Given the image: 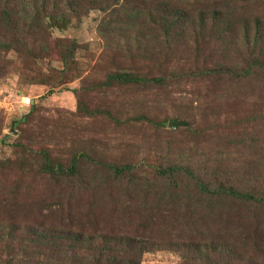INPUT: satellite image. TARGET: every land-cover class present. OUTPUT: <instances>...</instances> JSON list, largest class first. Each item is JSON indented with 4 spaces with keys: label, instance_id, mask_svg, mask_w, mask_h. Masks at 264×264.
<instances>
[{
    "label": "trees",
    "instance_id": "trees-1",
    "mask_svg": "<svg viewBox=\"0 0 264 264\" xmlns=\"http://www.w3.org/2000/svg\"><path fill=\"white\" fill-rule=\"evenodd\" d=\"M91 10L103 12L109 18L101 23L107 51L118 49L126 60L135 47L138 55L127 66L124 65L126 62L113 56L107 64L100 60L88 76L82 78L75 60L79 44L70 38H54L53 43L50 40L53 29L61 30L71 20H80ZM10 52L30 73L32 67L38 68L41 61L56 55L60 67L50 66V74L45 78L42 76L40 79L44 78V81L39 85L49 83L48 86L54 88L80 79L78 88L72 89V93L78 102L77 113L82 117L110 116V113L86 104L84 96L96 90L159 89L180 81H205L232 90L246 86L255 88L257 99L263 101L255 103L259 109L263 107L260 110L262 116L257 120H264V0H0V63H3V70L12 62L7 58ZM189 61H192V67L186 70ZM180 65L181 69L178 68ZM103 67H106L104 73L95 78L96 72ZM36 79L27 78L30 81ZM138 119L155 124L145 115ZM246 121L254 127L256 118L249 116ZM166 123L164 120L157 125L165 126ZM258 127L257 130L264 131V124H258ZM178 129L170 131L175 133ZM194 132L198 134L193 129L189 131ZM245 133L242 132L241 137L249 135ZM213 134L222 139L214 131ZM252 135L251 132L249 139ZM18 146L31 158L29 168L25 170H21L22 160L16 162V176L23 178L29 173L55 180L58 193L63 189L82 191L87 188L88 183L78 176L83 163L104 173L106 180L92 181V188L105 193V199L113 193L119 197H125L129 192L138 193L135 188L139 186L138 179L144 178L139 177L141 169L130 163L113 165L96 161L84 150L55 159L45 150L31 151L21 144ZM261 148L264 154V145L261 144L259 150ZM1 165L6 167L5 163ZM152 172L154 178L166 182L167 196L172 200L163 204L158 199L155 205H148L149 212L143 216L149 224L146 231L111 229L82 234L81 227H77L78 233H70L76 224L74 218L69 224L65 222L68 216L64 215V203L44 207L41 200L34 204L38 218L31 221L32 224L26 223V219H0V250L11 255L14 264H37L33 257L47 264H140L144 254L161 249L181 253V264H264V236L257 226L252 225L247 232L232 231L231 235L216 230L206 240L201 238L206 225L203 220L208 215L199 214L203 219L196 216L197 211L206 213L205 202L213 201L231 203L250 213L256 207L263 210L264 183L259 176L255 175L247 187L209 185L205 182L204 170L194 173L189 161L175 164L172 160L163 161V164L157 162ZM214 174L211 177L217 180ZM183 181L188 184L180 186ZM183 193L188 195L187 199L194 198V202L190 204V214L185 217L183 211L182 221H179L170 215L169 206L173 201L178 202ZM130 212L126 211L128 220L131 219ZM185 212L189 213V210ZM52 213H56L53 221ZM210 224L214 226V223ZM150 225L154 227L149 231ZM174 231L193 236L197 233L201 240H173L170 236Z\"/></svg>",
    "mask_w": 264,
    "mask_h": 264
},
{
    "label": "rangeland",
    "instance_id": "rangeland-1",
    "mask_svg": "<svg viewBox=\"0 0 264 264\" xmlns=\"http://www.w3.org/2000/svg\"><path fill=\"white\" fill-rule=\"evenodd\" d=\"M105 15L98 10H91L80 20H71L65 28L52 30L51 43L54 38H70L79 44L75 60L82 78L88 76L100 60L107 64L113 56L116 60L126 62L124 65L127 66L138 55L135 47L130 50V57L126 60L118 49H105V36L101 35V23L105 18L106 21L109 19ZM7 58L12 59L8 68L3 70V63H0V219H26V223L32 224L31 221L38 218L35 216L34 204L42 200L44 207L64 203V215L68 216L65 222L69 224L70 219L74 218L76 224L71 227L70 233H78L77 227H81L82 234L111 229L123 232H127V229L146 231L149 224H146L143 216L149 212L148 205H155L158 199L163 204L172 200L167 196L166 182L152 175L154 164H163V161L168 160L175 164L189 161L194 173L204 170L205 182L209 185L235 184L247 187L252 184L255 175L264 183V154L261 153L262 148L259 150L260 145H264V131L257 130L258 124H264L263 119L257 120L262 116L260 110L263 107L259 109L255 105L263 101L257 99L258 91L253 87H237L232 90L227 87L218 88L205 81H180L159 89H101L103 92L96 90L85 95L84 100L90 108L106 111L110 116L96 114L82 117L77 113L78 102L72 93V89L78 88L80 79L54 88H50L49 83L39 85L45 75L50 74V66L60 67L56 55L41 61L38 68L32 67L31 73L21 67L14 53L10 52ZM191 67L192 61H189L186 70ZM105 68L96 72L95 78L100 77ZM178 68L181 69V65ZM31 76L37 79L27 80ZM42 76L44 78L40 79ZM49 90L52 93H48ZM142 115L155 124L139 120ZM249 116L256 118L254 127L246 121ZM172 119L185 123L188 120V125L172 133L170 130L173 129L168 128V122ZM164 120L167 122L165 126L159 127L157 124ZM190 129L198 134L189 133ZM213 131L222 139H217ZM244 131L245 134L249 133L247 137H241ZM251 132L253 135L249 139ZM239 140L246 143L241 144ZM18 144L26 150H45L55 159L67 158L84 150L88 157L96 161L113 165L130 163L141 169L139 177L144 178L138 179L139 186L135 187L138 193L129 192L125 197L113 193L105 199V193L92 188V181L106 180L104 173L83 163L78 176L88 183L87 188L82 191H77L78 188L63 189L58 193L55 180L29 173L23 178L16 176V162L22 160L21 170H25L29 168L31 158ZM1 163H5L6 167L3 168ZM212 173H215L217 180L211 177ZM182 183L179 185L188 184L186 181ZM73 186L76 185L73 183ZM187 197L183 193L178 202L173 201L169 206L172 212L170 215L179 221H182L183 211L185 217L192 211L190 204L194 198ZM205 206L207 214L200 211L196 213L197 217H200L199 214L203 217L208 215L203 220L206 225L201 239L208 240L216 230L230 235L232 231L247 232L252 225L257 226L264 236V209L256 207L250 213L231 203L214 201L209 204L205 202ZM186 209L189 213L185 212ZM126 211H131L129 220ZM50 216L53 221L56 213ZM57 216L60 219V215ZM151 227L154 226L150 225L149 231ZM194 234L174 231L170 237L173 240H201L197 233ZM33 258L37 264H47ZM181 263V253L168 249L146 253L140 260V264ZM0 264H14L11 255L0 250Z\"/></svg>",
    "mask_w": 264,
    "mask_h": 264
},
{
    "label": "water",
    "instance_id": "water-1",
    "mask_svg": "<svg viewBox=\"0 0 264 264\" xmlns=\"http://www.w3.org/2000/svg\"><path fill=\"white\" fill-rule=\"evenodd\" d=\"M185 126H187V123L176 119H172L168 122V128L170 129H177L179 127H185Z\"/></svg>",
    "mask_w": 264,
    "mask_h": 264
}]
</instances>
